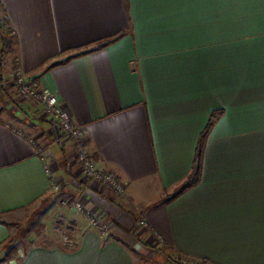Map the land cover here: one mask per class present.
Returning a JSON list of instances; mask_svg holds the SVG:
<instances>
[{"label": "crops", "instance_id": "crops-1", "mask_svg": "<svg viewBox=\"0 0 264 264\" xmlns=\"http://www.w3.org/2000/svg\"><path fill=\"white\" fill-rule=\"evenodd\" d=\"M0 9L16 68L56 94L96 168L123 185L114 197L85 178L70 140H51L50 123L22 98L16 108L0 84V243L53 183L79 206L62 211L70 243L27 247L10 264H264V0H0ZM214 111L200 182L169 200ZM19 115L45 127V146L14 129Z\"/></svg>", "mask_w": 264, "mask_h": 264}, {"label": "rangeland", "instance_id": "rangeland-1", "mask_svg": "<svg viewBox=\"0 0 264 264\" xmlns=\"http://www.w3.org/2000/svg\"><path fill=\"white\" fill-rule=\"evenodd\" d=\"M11 44L12 42L9 38L8 30L1 25L0 26V84L4 89V93L6 94L8 93L7 96L13 98L12 100L15 101V103L17 104L16 108L18 109L19 107L21 108V104L18 101L20 98H22L27 102L29 106H31V108L34 109L33 112H31V114L34 115L36 119H39L40 123H43L42 122L43 120L46 121L45 122L46 124L50 123L49 125L51 132V136H50L51 140L56 142L67 140L61 137V131L57 126V124L52 119L47 117L37 106H35L29 100L25 99L19 93L15 81V73L17 70L16 61L14 58V54L10 52V50L12 49ZM19 112H21V110H19ZM19 117H20L19 118L20 121H16L13 123L14 129L22 136L30 139L31 141H34L36 143V146L37 144L40 148L45 146L47 140H43L44 136H42L41 134L44 133V131L46 130L45 127L43 126L41 128H38L40 124L37 127L31 126V120L33 119V117L27 116L26 119H24L22 115H19ZM70 142L73 145L76 160L79 162L77 157V149H76L77 144L76 142L71 140ZM78 143L84 145L80 139L78 140ZM80 168L82 171L81 164H80ZM82 174L85 178H87L84 175L83 171ZM93 182L101 185L97 181H93ZM55 185H56V189H51V193H53L52 196L51 195L46 196L44 199L40 200L39 203L30 206L29 208L24 210V212L21 213L19 217L13 219L12 223H10L12 233L9 238L11 240H14L12 245L14 247V252L12 254L13 258L10 262H8L4 257L3 253L0 252V264H10L12 261L16 260L19 257L20 253L18 252L30 246H52L58 243H63V244L70 243L69 234H70V226L72 225L65 222V220L63 221L61 217L62 215H65L62 211L66 207L71 206V204H74L75 202L71 203L69 201L70 193L60 194L58 185L56 183ZM136 212H137V217L135 222L137 225L138 221L143 218L139 208L136 209ZM83 215L87 221L88 218L90 217L96 219L94 215H90L87 213H83ZM98 220L96 219L97 222ZM138 228H145V227L138 226ZM194 264H203V263H194Z\"/></svg>", "mask_w": 264, "mask_h": 264}, {"label": "built area", "instance_id": "built-area-1", "mask_svg": "<svg viewBox=\"0 0 264 264\" xmlns=\"http://www.w3.org/2000/svg\"><path fill=\"white\" fill-rule=\"evenodd\" d=\"M7 21L5 15L0 11V26H4L6 29ZM15 81L18 87L19 93L35 106H37L47 117L52 119L61 131V137L67 140L76 142L77 157L81 164L84 175L90 181L99 182L112 196L120 197L123 194V185L114 176L104 170L97 169L89 157L86 147L78 143L79 132L77 127L71 122L69 117L63 111L59 104L56 94L48 89L40 88L35 81L29 79L26 74L19 69L15 73ZM45 172L49 175V170L46 168ZM52 189H56V186L51 184ZM75 208L79 206L74 203ZM88 222L99 229L103 230V225L96 221L95 218H88ZM137 226L146 228V222L140 219Z\"/></svg>", "mask_w": 264, "mask_h": 264}, {"label": "trees", "instance_id": "trees-1", "mask_svg": "<svg viewBox=\"0 0 264 264\" xmlns=\"http://www.w3.org/2000/svg\"><path fill=\"white\" fill-rule=\"evenodd\" d=\"M0 11H1V9H0ZM121 35H122V33H118L114 36L107 37L104 39H100L98 41H95V42L87 45V46L78 48V49H76V51L78 52L77 55H84L87 53L95 52V51H98L100 49L106 48L111 43H113L117 39H119L121 37ZM221 115H222V111H214L211 113V115H210L206 125L204 126L203 130L201 131L199 138H198V141L196 143V147L194 150V156H193V160H192V165H191V171H190L189 175L186 177V179L184 180V182L182 183L179 191L175 195L169 197L168 198L169 200H172V199L178 197L182 193H184L187 190L198 185V183L200 182L205 144H206V141H207V138L210 134L211 129L213 128L216 121L221 117ZM13 241L14 240H11L10 238H8L7 240L0 243V252L3 253L4 257L6 258V260L8 262H10L13 258V255H12L14 252V247L12 246Z\"/></svg>", "mask_w": 264, "mask_h": 264}]
</instances>
